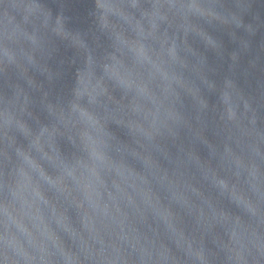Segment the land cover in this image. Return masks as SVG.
<instances>
[{"label": "water", "instance_id": "1", "mask_svg": "<svg viewBox=\"0 0 264 264\" xmlns=\"http://www.w3.org/2000/svg\"><path fill=\"white\" fill-rule=\"evenodd\" d=\"M0 264H264V0H0Z\"/></svg>", "mask_w": 264, "mask_h": 264}]
</instances>
